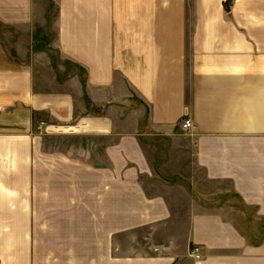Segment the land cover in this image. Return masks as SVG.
<instances>
[{
    "label": "crops",
    "instance_id": "crops-1",
    "mask_svg": "<svg viewBox=\"0 0 264 264\" xmlns=\"http://www.w3.org/2000/svg\"><path fill=\"white\" fill-rule=\"evenodd\" d=\"M0 264H264V0H0Z\"/></svg>",
    "mask_w": 264,
    "mask_h": 264
},
{
    "label": "rangeland",
    "instance_id": "rangeland-1",
    "mask_svg": "<svg viewBox=\"0 0 264 264\" xmlns=\"http://www.w3.org/2000/svg\"><path fill=\"white\" fill-rule=\"evenodd\" d=\"M52 55H53V58H54L57 62H59L58 57H55L54 53H53ZM56 58H57V59H56ZM55 60H54V61H55ZM234 219H235V223H236L240 228H242L243 232L249 234L253 240H256L258 225H259V223H260L261 221H260V222H256L257 225L255 224L256 226H255L254 228H251V229L248 230V229L246 228L247 223L242 221V217H235ZM250 219H252V217H250ZM254 219H256V218H254ZM92 250L96 251V247L93 248ZM192 250H193V249H192ZM94 257H95V258H93V260H96V256H94ZM85 260H86V258H85Z\"/></svg>",
    "mask_w": 264,
    "mask_h": 264
},
{
    "label": "built area",
    "instance_id": "built-area-1",
    "mask_svg": "<svg viewBox=\"0 0 264 264\" xmlns=\"http://www.w3.org/2000/svg\"><path fill=\"white\" fill-rule=\"evenodd\" d=\"M180 126H181V129H182L183 131H185V132H190V131L193 129V127H194L193 122H192V120H191L189 117H184V118L180 121ZM197 250H198L197 248H194V249L192 250L193 255H194L195 257H198Z\"/></svg>",
    "mask_w": 264,
    "mask_h": 264
}]
</instances>
